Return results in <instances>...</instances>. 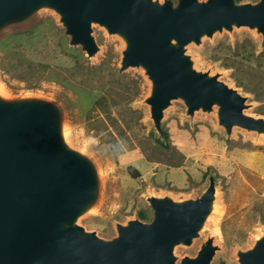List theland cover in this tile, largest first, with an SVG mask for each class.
Listing matches in <instances>:
<instances>
[{
  "label": "rangeland",
  "instance_id": "rangeland-1",
  "mask_svg": "<svg viewBox=\"0 0 264 264\" xmlns=\"http://www.w3.org/2000/svg\"><path fill=\"white\" fill-rule=\"evenodd\" d=\"M246 1L256 0L239 2ZM91 27L98 50L89 57L69 43L48 7L0 30V95L56 104L65 142L96 168L97 198L76 223L110 239L117 236L116 223L152 219L147 197L195 198L213 175L212 210L190 244L174 246L175 263L195 256L212 237L209 264H239L237 251L264 233V132L238 125L227 132L216 105L190 114L181 98H173L163 109L160 133L145 102L150 81L144 70H120L123 39L97 23ZM185 53L194 69L216 74L245 96V113L264 117V40L255 28L215 30L198 44L187 43Z\"/></svg>",
  "mask_w": 264,
  "mask_h": 264
},
{
  "label": "water",
  "instance_id": "water-1",
  "mask_svg": "<svg viewBox=\"0 0 264 264\" xmlns=\"http://www.w3.org/2000/svg\"><path fill=\"white\" fill-rule=\"evenodd\" d=\"M41 7L53 9L87 56L98 46L92 23L124 41L119 69L138 66L150 81L145 98L161 133L163 109L181 98L187 112L216 105L219 124L264 132V117L244 112L245 96L217 75L193 68L185 45L233 25L255 28L264 40V0H0V30ZM93 162L63 137L61 112L51 101L0 95V264H176L173 248L198 235L215 199V181L180 201L149 196L152 219L116 223L104 239L76 223L96 200ZM207 238L179 264H209L216 248ZM239 264H264V233L237 251Z\"/></svg>",
  "mask_w": 264,
  "mask_h": 264
},
{
  "label": "trees",
  "instance_id": "trees-1",
  "mask_svg": "<svg viewBox=\"0 0 264 264\" xmlns=\"http://www.w3.org/2000/svg\"><path fill=\"white\" fill-rule=\"evenodd\" d=\"M236 1H242V0H236ZM128 172L131 174V175H134V176H137L138 174H137V172L133 169V168H129L128 169ZM142 217H144V215L142 216Z\"/></svg>",
  "mask_w": 264,
  "mask_h": 264
}]
</instances>
